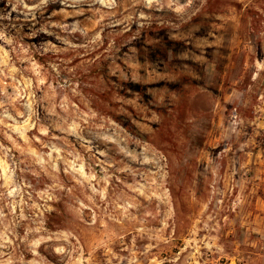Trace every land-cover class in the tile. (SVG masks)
<instances>
[{
	"label": "rangeland",
	"instance_id": "obj_1",
	"mask_svg": "<svg viewBox=\"0 0 264 264\" xmlns=\"http://www.w3.org/2000/svg\"><path fill=\"white\" fill-rule=\"evenodd\" d=\"M0 264H264V0H0Z\"/></svg>",
	"mask_w": 264,
	"mask_h": 264
}]
</instances>
